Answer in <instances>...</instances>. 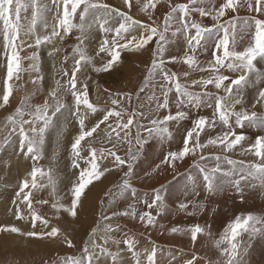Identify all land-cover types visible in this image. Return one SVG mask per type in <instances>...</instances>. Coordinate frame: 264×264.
Listing matches in <instances>:
<instances>
[{"label": "snow or ice", "instance_id": "obj_1", "mask_svg": "<svg viewBox=\"0 0 264 264\" xmlns=\"http://www.w3.org/2000/svg\"><path fill=\"white\" fill-rule=\"evenodd\" d=\"M142 0H135L136 5H141ZM160 0H147L142 4L141 11H147L149 7L156 8ZM127 8L133 7V0H124ZM169 11L163 16L162 25H156L151 15L148 22L141 21L129 15L128 11H122L119 7L105 2V0H48L42 3L41 0H0V33L3 40V55L6 57V77L5 91L2 96V104L7 106L13 93L14 78L19 80L22 68V60L32 61L30 69L39 72L36 61L39 56L35 51L40 45L53 44V52H59L60 48L55 47L57 39L61 42L65 37L78 29L81 33L78 43L73 48L74 66L69 73L63 71L64 83L56 81L55 88L49 93L52 103L45 98L43 103L33 105L30 97L25 96L21 101L20 107L14 114L6 117V123L11 125L10 135L18 134L19 150L28 155L33 154L32 158H38L41 147L44 143L45 133L54 123L57 114L63 112L78 120L79 132L71 145L72 167L80 169L77 163L81 159V143L86 138L93 137L101 125L108 131V142L112 144V149H97L91 147L89 157H85L88 167L79 170L77 182L71 187L72 200L70 206L62 203H53L52 207L63 208L72 217L78 215V207H82V195L85 189L94 180H100L111 168H117L123 172V179L117 195H123L131 191L135 195V188L131 183L133 165L138 159L144 145L151 139H170L172 132L169 124L191 119V127L186 130L181 149L169 151L162 164L175 167L177 161L184 160L191 155L194 159L193 167L202 176L206 190L215 194L225 189H234L243 201L245 186L252 189L259 187L264 190V134H256L253 137L246 135V127L260 129L264 133V112L258 113L249 109L243 103V93L247 86H255L264 83V71L257 68L258 58L264 60V0H222L219 6L216 0H187L186 3L171 4L168 0ZM31 9V19L26 24L21 23L22 13H28ZM246 10L249 15L240 16L239 10ZM52 12V23L48 21L45 13ZM197 13L201 19L209 18L211 24L205 26L193 17ZM232 15L229 19L225 17ZM258 14V15H257ZM79 17V23L75 22ZM40 24L44 29V34L37 33V25ZM173 25L175 28L173 29ZM94 27L103 32L104 38L99 44V53H108L109 59L103 63L102 67L93 69L96 73L110 71L114 64L121 58L122 50L140 51L147 50V47L154 42V50L147 76L143 86L135 93L137 101L140 94L144 93L145 88H149L150 94L146 97V103H138L135 107L131 106V93H117L111 100L114 106L102 114V117L90 127H86L85 121L88 119L89 111L97 113V107L89 101L87 76L81 72L84 65H91L93 57L87 54L84 41L89 39L88 33ZM51 29L48 31V29ZM112 34L111 39L108 38ZM138 34V35H137ZM172 39L182 37L185 42V51L182 56H168L165 58L166 46ZM246 43L241 46V41ZM212 47L211 57L207 61H201L199 56L208 52ZM32 49L31 56H21V50ZM78 56V58H76ZM69 59L64 56V62ZM179 63L186 65L187 69L182 70L181 74L170 71L168 64ZM77 73L85 76V80L80 81L78 87ZM193 73H208L207 76L200 75L199 78H189ZM228 73V74H226ZM157 76L159 80H157ZM181 76L184 83L181 82ZM255 79H251V77ZM37 76L33 83L41 80ZM157 85L160 95H157ZM213 86L216 91L209 90ZM199 88V91L193 89ZM61 90L70 93L74 103L69 104L60 95ZM176 93V111L170 109V93ZM223 94H220V93ZM35 93H33L34 95ZM161 97L163 99L161 100ZM127 103L128 108L124 107ZM256 105L264 108V87L259 88L257 97L251 105L255 109ZM83 106V108H82ZM239 106V109L237 108ZM119 107L120 110H117ZM208 107L212 109L211 117L198 115L195 119L189 116V111L185 109H200ZM27 109V111H26ZM28 116L29 119L24 117ZM111 118V119H110ZM146 121V123H145ZM113 123L115 127L113 128ZM27 126V127H26ZM133 127L135 132L133 134ZM221 131L215 135L216 129ZM240 129V131H237ZM207 130V132H206ZM123 133V135H121ZM143 133H147L144 136ZM205 133L204 142L201 141V134ZM114 134V137H113ZM117 144L124 145V154H118ZM209 147L222 149L224 153L233 152L240 148L242 155H253L257 158L254 162L236 160L228 155H204V151ZM26 148V152H25ZM112 159L108 161L111 165L105 166L103 170L97 163L98 158ZM213 160L214 166L209 167L202 161ZM223 160L230 167L225 170L221 165ZM126 166L127 171H124ZM160 165L156 166L157 171ZM48 176L49 182L53 184L51 170L45 173L42 168L34 167L30 173L31 180L25 178L22 186L16 193L17 197H22L21 203L27 202V207L32 209L31 190L27 194L25 189L40 188L45 185L38 184L37 176ZM190 180L195 183V177L189 175ZM164 186L153 189L151 202L146 199L144 203L149 209L156 208L157 216L165 208V198L162 194ZM23 194V195H22ZM47 204V200L38 201ZM112 201L110 200V203ZM15 204L16 201H13ZM189 203H180L179 209L186 210ZM202 207V205L194 206ZM18 220L25 217L19 211L15 213ZM32 230L23 231L15 225H0V233H18L27 237L36 238H58L61 229L52 226L50 230L37 232L35 230L36 221H40L47 229L49 221L34 210L31 213ZM137 218V212L133 205L128 210H115L107 214H102L95 227L91 228L89 239L84 242L79 256L60 257L61 264H100L101 258H110L112 264H125L122 254H131L133 264H142L141 256H145L147 264H156L157 248L155 246L149 251L147 248L142 251L137 250L138 241L133 235L125 234L117 239L112 236L114 231L111 220L114 217ZM139 221L144 226H155L157 219L151 211H146L138 216ZM119 225L116 226L118 228ZM103 232L101 239L103 243H98L96 237ZM171 233L189 234L193 244L200 234L206 233V229L199 224L191 227L173 226ZM211 236V232H207ZM247 234L248 239L243 240L242 236ZM264 241V215H257L251 212L236 215L214 240V246L220 253L214 264H247L245 256L248 249L255 240ZM68 247H75L72 239L65 237ZM117 247V251H111L106 245L109 243ZM123 244L125 248L119 246ZM47 264V262H46ZM55 264V262H53ZM184 264H198V256L193 254L192 258L186 260ZM208 264H213L209 261Z\"/></svg>", "mask_w": 264, "mask_h": 264}, {"label": "rangeland", "instance_id": "obj_2", "mask_svg": "<svg viewBox=\"0 0 264 264\" xmlns=\"http://www.w3.org/2000/svg\"><path fill=\"white\" fill-rule=\"evenodd\" d=\"M27 2V0H25ZM42 3H47L48 0H41ZM105 2L119 7L122 11H128L129 15L141 21L148 22V17L151 15L155 20L156 25H162L163 16L169 11L168 0H160V3L156 5L155 9L149 7L147 11H141L143 3L147 0H142L141 5H136L133 0V7L127 8L124 4V0H105ZM187 0H171V4L186 3ZM222 0H216V5ZM31 9L28 13H22L21 23L26 24L31 19ZM243 13V14H242ZM240 16L249 15L246 10H239ZM48 17V21L51 24L52 12L45 13ZM233 13L225 19H229ZM258 15V14H257ZM27 16L28 20L24 17ZM193 17L199 20L205 26L211 24L209 18L201 19L197 13H193ZM79 23V17L76 21ZM2 28V24H0ZM175 25H173V29ZM51 29L49 28L48 31ZM37 33L44 34V29L40 24L37 25ZM81 33L78 29H74L73 32L67 35L63 42H55V47L60 48L59 52H53V44L45 43L40 45L35 51L38 53L39 59L36 61L39 67V72L30 69L32 61L28 59L22 60V68L25 71H21L19 80L11 82L13 84V93L9 99L7 106H0V225H15L20 227L23 231L32 230L31 220L32 211L42 215L49 221V225L46 227L40 222L36 221L35 230L37 232L43 230H50L52 226H56L61 229V233L58 238H36L27 237L18 233H0V240H3V236L6 237V245H0V264H61L60 257L67 256H79L81 249L85 241L89 239V233L92 227H95L101 218L102 214H107L110 211L115 210H128L130 205H133L137 212V218L131 217H114L111 220L114 231L112 236L114 238H121L125 234L133 235L138 241L137 250L142 251L147 248L149 251L153 246L157 248L156 264H180L177 263L180 256L183 255V251L177 248H170L162 246L157 243L150 235L147 234L144 223L139 221V214L151 211L156 216V227L159 230V235L167 237L171 233L170 229L173 226L179 227H191L196 224L201 225L207 232H211V236L206 233L198 236L195 245H199L203 248L205 254H213L219 252L214 246V240L218 239L224 228L227 226L226 222L232 221L236 215L247 214L253 209L247 208L241 200L239 194L234 189H225L221 192L211 194L206 190L205 183L202 180V176L197 173V170L193 167L194 159H198L199 154L196 157L189 155L182 161H177L175 169L161 163L166 154L169 151L179 150L182 147L183 139L186 135V130L191 127V119L184 120L179 124L170 123L169 130L172 132L170 139H151L144 145L140 152L138 159L133 165V172L131 183L136 192L133 196L129 190L123 195H117L119 192L118 185L121 184L123 179V172L117 168L112 167L111 171L101 177L100 180H94L88 188L85 189V194L82 195V207H78V215L72 217L63 208L59 211L52 207L53 203H62L66 207L70 206L72 195L71 187L77 182L79 170L88 167L85 157H89L91 147H95L98 150L101 148L112 149V144L108 142V131L105 130V126L101 125L100 129H97V133H93V137L86 138V141L81 143V159L77 161L80 165V169L72 167V155L71 145L74 142L76 135L79 132V123L74 117L68 113L63 112L57 114L54 118L53 125L45 133L44 143L41 147V151L38 154L37 159H33V154L25 155L19 150V136L18 134H9L11 125L6 123V117L15 113V110L20 107V103L24 100L25 96L30 97V103L33 105L43 103L45 98H48L49 103H52V98L49 93L55 88L56 81L59 79L61 83H64L66 78L63 77V71L67 70L71 73L74 66L73 60V48L79 42L78 37ZM89 39L84 41L87 54L93 57L91 65H84L81 68V72H85L87 76L86 83L88 85V98L93 103L98 111L97 113H88V119H86V127L94 125L101 117L104 111L114 107L111 104V100L115 98L117 93H131L132 100L131 106L135 107L138 103H146V97L150 94L149 88H145L144 93L140 94V100L137 101L135 93L140 87L143 86V82L148 73L150 62L152 59V52L154 50V42L147 47V50L140 51H128L122 50L121 58L116 62L113 68L108 72L96 73L93 69L95 67H102L103 63L109 59L108 53H98L99 44L104 38V33L101 32L98 27H94L90 33H88ZM138 35V34H137ZM112 34H109L108 38L111 39ZM169 38H171L169 34ZM247 37L244 41H241V46L246 43ZM185 51V42L182 37L172 39V42L166 46L165 58L168 56L180 57ZM212 47H209L208 52L202 53L199 56L201 61H207L211 57ZM21 56H31L32 49L21 50ZM64 56H68L69 59L64 62ZM78 58V56L76 57ZM170 71H175L178 74L182 73V70H186L187 66H181L179 63L168 64ZM257 68L264 71V60L258 58ZM228 74V73H226ZM200 75L207 76L208 73H193V76L189 78H199ZM42 77L41 80L33 83L36 77ZM5 77H6V57L3 55V40L2 33H0V97L2 98L5 91ZM78 87L80 81L85 80V76L77 73ZM255 79V77H251ZM157 80L159 77L157 76ZM181 82L184 83V79L181 76ZM131 83V84H130ZM264 87V83L257 84L255 86H247L243 93V103L251 110H255L258 113L264 112V108L260 105H256L255 109L251 108L254 103L259 88ZM199 91V88L193 89ZM209 90L216 91L213 86H209ZM157 95H160L159 86L157 85ZM33 93H35L33 95ZM220 94H223L222 92ZM66 102L70 105L74 103L70 93H65L61 90L59 93ZM170 109L174 113L176 111L175 99L176 93H170ZM163 97H161V100ZM125 108L130 111L131 108L128 104H124ZM83 108V106H82ZM239 109V106H237ZM117 110H120L117 107ZM189 111V116L195 119L198 115H205L211 117L212 109L208 107H201L200 109H185ZM27 111V109H26ZM29 119L28 116L24 117ZM111 119V118H110ZM146 123V121H145ZM113 128L115 124L113 123ZM27 127V126H26ZM249 128V129H248ZM220 129L217 128L215 133H207V135H215L220 133ZM240 131V129H237ZM245 133L249 137H253L256 134H264L260 129L246 127ZM135 128L133 127V134ZM207 132V130H206ZM123 135V133H121ZM147 136V133H143ZM114 137V134H113ZM206 134H201V141L204 142ZM118 154H124V145H116ZM26 152V148H25ZM228 155L232 159L244 160L245 162L257 161V158L253 155H242L239 147L233 152L224 153L222 149L209 147L204 151V155ZM111 160V157H108ZM98 158L97 163L102 170L108 164L109 159ZM202 164L207 163L209 167L214 166L215 161L207 160L202 161ZM160 165L157 171L156 166ZM221 165L225 170L230 166L221 160ZM102 166V167H101ZM34 167H39L48 173L51 170L52 180L55 182L54 186L49 182L48 176H37L38 184H43V189L36 188L25 189L27 194L29 190L32 192V209L27 207V202L21 203L22 197H17L16 193L22 186V182L25 178L31 180L30 173ZM3 171V173H2ZM124 171H127L126 166ZM3 174V175H1ZM109 174V175H108ZM189 175L195 177V183L190 180ZM156 181V182H155ZM164 186L162 194L165 198V208L157 216V209H149L144 201L147 199L151 202L153 189ZM257 190V191H256ZM250 192L252 194V202L260 204L257 209L264 215V194L261 189L257 187L252 189L245 186L244 193ZM264 192V190H262ZM254 193V194H253ZM248 194V193H246ZM23 195V194H22ZM147 195V196H146ZM237 198V200H236ZM239 198V200H238ZM47 200V204L39 203L38 201ZM110 200L112 201L110 203ZM13 201H16L14 204ZM180 203H189L186 210H180ZM17 205H19V211L23 214L25 219L18 220L15 213L17 212ZM202 205V207H194ZM255 210V209H254ZM247 211V212H246ZM160 221V222H159ZM224 223L220 228V224ZM119 225L118 228L116 226ZM153 228V227H152ZM222 229V230H221ZM136 230V231H135ZM144 232V233H143ZM3 235V236H2ZM103 232L96 237L98 243H103L101 236ZM2 237V238H1ZM65 237L72 239L75 247H68L65 242ZM243 240H247L248 237H242ZM204 240L205 242L201 241ZM259 239L255 240L252 244V248L258 247ZM48 245L41 252V247ZM193 243H191L192 245ZM111 251H117V247L111 242L106 245ZM121 249L125 248V245L119 246ZM175 249V251H174ZM250 249V248H249ZM248 249V250H249ZM54 250V251H53ZM171 250V251H169ZM194 250V249H193ZM259 251V250H258ZM260 251L258 256H260ZM123 260L126 264H133V257L129 254H122ZM102 264H111L109 260H102ZM142 264H147L145 256H141ZM248 264V262H247ZM260 264H264L263 262Z\"/></svg>", "mask_w": 264, "mask_h": 264}, {"label": "bare ground", "instance_id": "obj_3", "mask_svg": "<svg viewBox=\"0 0 264 264\" xmlns=\"http://www.w3.org/2000/svg\"><path fill=\"white\" fill-rule=\"evenodd\" d=\"M0 104H2V98L1 97H0ZM2 173H3V171H2ZM106 173H108V172H106ZM1 175H3V174H1ZM261 192L264 194V192L262 190H261ZM246 193H248V194H246ZM246 193H244V196H243V201L245 200V202H243L244 204H240V205H244L247 208L249 207V208L253 209L252 212L250 210L248 212L246 211L247 213L251 212L253 214L262 215L259 212V209H257L262 203L257 204V203L252 202L253 201V200H251V197H252L251 195L252 194H249L250 193L249 191L246 192ZM236 200H237V198H236ZM238 200H239V198H238ZM262 200H264V197L262 198ZM228 223L229 222H226V224H228ZM223 225H224V223H221L220 224V228H222ZM152 227L153 226H147V227H145V229L147 231V234L150 235V237L153 238L157 243H159L162 246H167V247H170V248H177L179 250L181 249L184 252L183 255L180 256V259L178 260L177 263L184 264V262L186 260H189V259L192 258L193 254H196L198 256V264H208L209 261H212L213 264H214V262L218 258H220V253L219 252H215L213 254H205L204 251H203V248L201 246L195 245V244L191 245L192 241L190 240V235L189 234L172 233L169 236L164 237V236H160L159 235V230H158V228H155L156 226L153 227V228ZM3 237H4L3 240L2 239L0 240V245H6V237L7 236L6 237L3 236ZM242 237H247V234H244ZM201 241L205 242L204 240H201ZM259 241H260L259 244H256V246L258 247V250L260 251L261 255L258 256L259 251L256 248L250 247V249L248 250L247 255L245 256V260H246V262H248V264H260L262 262L264 263V241H261V240H259ZM46 247L48 248V245H43L42 244L41 252L49 250V249L44 250ZM169 251H171V250H169ZM174 251H175V249H174ZM102 260H109L111 262V264H112V261L110 260V258H105V259H102ZM100 264H102V262Z\"/></svg>", "mask_w": 264, "mask_h": 264}]
</instances>
